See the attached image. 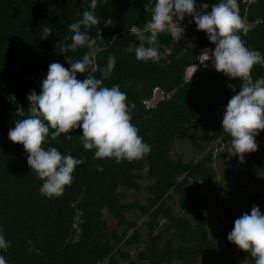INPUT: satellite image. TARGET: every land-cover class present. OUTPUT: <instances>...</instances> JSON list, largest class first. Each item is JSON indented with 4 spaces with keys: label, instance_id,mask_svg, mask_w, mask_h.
I'll return each instance as SVG.
<instances>
[{
    "label": "trees",
    "instance_id": "trees-1",
    "mask_svg": "<svg viewBox=\"0 0 264 264\" xmlns=\"http://www.w3.org/2000/svg\"><path fill=\"white\" fill-rule=\"evenodd\" d=\"M216 2L197 0V5L207 3L210 11ZM238 2L240 15L249 28L248 34L241 33V37L248 48L264 55V0ZM89 5L90 0H0V228L11 242L0 254L9 264H255L250 252L240 250L249 261L243 263L232 256L229 242L223 247L217 243V236L210 237L212 217L205 209L215 200L209 194L202 195V181L210 183L217 175L212 165L216 157L231 162L224 170L227 179L240 169L247 170L251 177L256 167L264 171V142L256 139L258 149L245 153L242 162L237 156L229 159L227 151L215 156L212 148L198 161L174 159L171 155L178 140H187L196 147L214 142L222 145L229 140L222 119L235 93L228 85H235L238 92L240 79H229L214 64L201 61V49L215 44L188 15L183 21L185 37L196 38V46L180 39L175 43L170 33L163 32L157 46L166 57L159 62L137 60L134 49L142 41L136 33L152 16L144 0H98L95 14L100 23L86 31L103 50L95 56L97 71L78 73L77 79L83 80L87 74L101 78L99 69L106 65L109 55H115V68L103 86L119 85L127 94V102L135 104L132 123L151 145V152L142 159L117 163L115 158L94 159L96 149L83 147L82 129H73L70 141L64 138L67 134L55 140L49 135L42 145L45 149L56 147L62 154L85 162L76 167L73 183L65 186L62 195L47 198L40 194L43 181L28 165L23 145L12 142L8 132L16 120L23 118L17 113L19 107H23L25 116L29 115L27 95L32 89L41 92V82L52 62L68 68V60L82 59L90 53L87 46L60 52L61 44L70 42L69 25L81 19ZM106 18L113 23L107 25ZM45 29L51 30L47 38ZM130 46L132 52L128 51ZM194 65L195 71L187 79V68ZM252 76L254 80L264 77V64L254 65ZM156 90L170 94V98L148 105ZM144 170L152 179L145 186L140 183ZM127 189L145 190L150 196L144 204L125 202ZM171 192L178 194L179 206L189 207L194 213L193 219L174 212L169 203ZM229 194L241 201L243 214L250 213L264 196L247 195L240 188ZM106 209L120 231L109 230ZM134 210L139 211L138 218L147 217L148 229L136 259L126 250L142 239L138 221L128 217ZM260 210L264 213V208ZM240 216L224 213L221 219L234 227ZM161 217L167 221L163 226Z\"/></svg>",
    "mask_w": 264,
    "mask_h": 264
},
{
    "label": "clouds",
    "instance_id": "clouds-1",
    "mask_svg": "<svg viewBox=\"0 0 264 264\" xmlns=\"http://www.w3.org/2000/svg\"><path fill=\"white\" fill-rule=\"evenodd\" d=\"M97 4L98 0H90L89 9L83 11L82 18L69 25L70 42L60 46L61 53L74 52L81 46H87L90 53H85L82 59L68 60V68L60 62H52L41 82V92L37 94L32 89L27 95L29 115L25 116V110L19 107L17 113L23 118L16 120L8 132V138L22 144L28 153V165L43 181L39 192L47 198L62 195L65 186L73 183L76 167L85 162L82 158L62 154L56 147L45 149L42 145L49 135L55 140L61 134H67L64 138L70 141V132L82 129L83 147L96 149L94 159L115 158L117 163L125 159H142L151 152V145L144 141L132 123L131 112L135 104L127 102V94L119 85L103 86V81L110 78L115 68V55H109L106 65L99 69L101 78L87 74L83 80L77 79L78 73L97 71L95 56L103 50L86 31L100 23L95 14ZM144 7L152 16L136 33L142 41L134 49L137 60L159 62L165 58L166 53L160 52L157 46L159 34L170 33L176 43L185 35L183 21L188 15L194 19L198 30H204L208 40L215 44L214 49L204 50L206 61L211 51L218 72L229 79H240L238 92L235 85H228L235 94L225 106L222 128L231 137L228 158L237 156L242 162L245 153L258 149L256 137L264 130V77L254 80L252 76L253 66L264 64V55L258 49L248 48L241 37V33L248 34L249 28L240 15L238 0H218L210 11L207 3L198 6L197 0H144ZM105 23L111 25L113 22L106 18ZM45 32L44 38H47L51 30L45 29ZM128 51L132 52L133 48L130 46ZM50 129L54 131L50 133ZM227 238L250 252L255 264H264V213L259 206L253 205L250 213L245 212L235 219ZM10 245L0 228V250L6 251ZM0 264H9L2 254Z\"/></svg>",
    "mask_w": 264,
    "mask_h": 264
},
{
    "label": "rangeland",
    "instance_id": "rangeland-1",
    "mask_svg": "<svg viewBox=\"0 0 264 264\" xmlns=\"http://www.w3.org/2000/svg\"><path fill=\"white\" fill-rule=\"evenodd\" d=\"M195 39L186 38L185 35L180 39L182 42L189 44L190 46H196ZM215 47H207L205 49L212 50ZM201 60L206 61L204 50L201 53ZM213 61L211 59V51H209V59L207 65L211 66ZM195 67H190L187 70V78L191 75L194 71ZM169 94H160L157 91V94L152 99L150 105H154L159 99L161 98H168ZM256 139L260 142H264V130L259 131V135ZM231 146V137L229 140L222 145H218L217 142H214L208 147H205V144H201L200 147H196L191 145L187 140H178L173 145L172 149V157L174 159L182 158L184 161H197L200 158L204 157L208 151L212 148L214 155L216 156L219 151H227L228 148ZM213 167L217 171V175L211 179V182L208 183L207 181H202L205 184L204 191L202 195L209 194L214 200L215 203L211 207H207L205 212L207 215L212 217V222L209 224V229L211 230L210 237L217 236V243L221 246H225L226 243L231 244V254L236 260H240L243 263H248V258L242 256L240 254V248L230 242L227 238L228 233L233 229L231 223L228 221H224L221 219V216L224 213H231L236 215H242L243 211L240 210L239 206L241 205V201L238 197L230 195V191H234L236 189H243L247 195H253L255 193L261 194L263 196L264 193V171L260 170L256 167L255 176L251 177L248 174V171L245 169H240L237 173L232 175L229 179L225 178V168L231 165V162L228 160H222L219 158H215L214 162L212 163ZM144 177L140 180V183L145 186L149 184L152 179L147 176V170L141 172ZM192 184L196 183L195 181L191 182ZM128 198H126L125 202H134L140 201L142 204L146 202V199L150 196L145 190L136 191L135 189H127ZM172 196L169 200L170 205L173 207L175 213L194 218V213L190 211L189 207L182 208L179 206V196L175 192H171ZM259 206L260 209L264 208V196L257 201L255 204ZM139 213L138 210L131 211L128 214L130 220H137L138 221V228L140 233L142 234V239L138 243L134 244L131 247H126V250L132 255L133 259H136L137 251L142 249L144 246L143 241L146 238L147 234V226L145 224L147 217L141 216L140 218L137 217ZM240 213V214H239ZM105 218L109 224V230H118L120 231L121 228L118 227L116 221L112 217V215L105 210ZM166 219L161 217V226L165 224ZM132 231L128 233L130 235ZM138 264H147L145 261H139ZM172 264H178L176 261H173Z\"/></svg>",
    "mask_w": 264,
    "mask_h": 264
},
{
    "label": "bare ground",
    "instance_id": "bare-ground-1",
    "mask_svg": "<svg viewBox=\"0 0 264 264\" xmlns=\"http://www.w3.org/2000/svg\"><path fill=\"white\" fill-rule=\"evenodd\" d=\"M203 50H205V48H202V49H201V52H202ZM200 58H201V55H200ZM201 61H202V62H208V60H207V61H203V60H201ZM190 67H196V66L194 65V66H190ZM190 67H188L187 69H189ZM193 73H194V72L191 73V75L189 76V78H191V76L193 75ZM186 78H187V76H186ZM189 78H187V79H189ZM156 94H157V91H155L154 96H155ZM160 94H163V93L161 92ZM168 98H170V97H168ZM161 99H165V98H161ZM161 99H159V100H161ZM159 100H158V101H159Z\"/></svg>",
    "mask_w": 264,
    "mask_h": 264
}]
</instances>
